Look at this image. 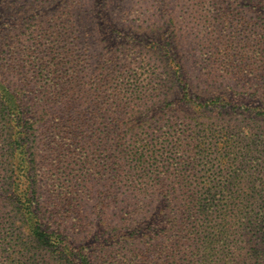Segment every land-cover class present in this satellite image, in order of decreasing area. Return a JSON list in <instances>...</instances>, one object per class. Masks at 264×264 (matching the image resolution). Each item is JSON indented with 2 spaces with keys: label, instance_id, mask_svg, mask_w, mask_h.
<instances>
[{
  "label": "trees",
  "instance_id": "trees-1",
  "mask_svg": "<svg viewBox=\"0 0 264 264\" xmlns=\"http://www.w3.org/2000/svg\"><path fill=\"white\" fill-rule=\"evenodd\" d=\"M154 1L161 13L173 12L174 0ZM172 19L171 16L169 20ZM164 36L159 35V39L166 70L158 73L152 88L146 85L138 89L142 81L134 84L130 75L126 90L110 89L104 94L106 100L97 104L94 118L85 121L83 111L75 119L70 115L68 129L78 135V128L83 132L91 125L96 132L99 127L94 126L100 122L94 119L105 112L111 115L105 124L113 136L111 187L104 199L113 204L126 194L132 205L130 209L124 206L127 211L116 231L122 233L118 242L128 243L130 237L124 232L139 228L144 235L155 232L153 239L160 250L157 264H264V140L254 139L249 130L242 136L239 131L248 128L250 122L245 121L255 117V106L248 104L233 86H223L222 74L213 70L199 71V81L204 86L193 89V74L180 69L179 59L178 68L171 69L170 51L175 38L171 42L168 37L165 43ZM237 40L235 36L232 44H226L222 58L225 62L233 61ZM237 52L236 61L241 58V64L252 53L250 49ZM255 55L264 59V46ZM216 62L213 56L208 63L212 66ZM3 67L0 63V174L7 173L4 191L18 192L9 202L19 219L10 241V235L0 225V264H108L109 259L100 262L103 240L84 249L76 244L75 235L87 230L84 217L78 214V200L66 197L50 208L42 199L38 160L31 157L37 148L38 113L35 106L26 105L23 92ZM149 74V69H143L140 76L144 80ZM256 77L264 80V73ZM64 91L69 97L66 108L71 111L78 91L55 90L63 100ZM80 91L85 104L94 106L89 103L90 90ZM256 92L258 108L264 111V87ZM127 93L142 103L133 102ZM148 98L154 102L151 104ZM152 107L160 116L142 119ZM241 107L247 108V115L239 111ZM179 114L189 118L191 125H181L184 121H180ZM242 114L245 118L240 120ZM99 134L101 130L96 136ZM16 160L19 162L14 163ZM72 217L82 226L75 235L71 232Z\"/></svg>",
  "mask_w": 264,
  "mask_h": 264
},
{
  "label": "rangeland",
  "instance_id": "rangeland-1",
  "mask_svg": "<svg viewBox=\"0 0 264 264\" xmlns=\"http://www.w3.org/2000/svg\"><path fill=\"white\" fill-rule=\"evenodd\" d=\"M173 4V12L166 15L154 0H0V63L15 87L23 92L26 105L35 106L38 113L37 148L31 157L38 160L41 197L50 208L66 197L78 200V214L84 217L87 230L75 235L82 226L72 217L71 232L83 249L94 241H104L99 250L100 262L109 259L108 264L121 260L125 264H157L160 250L153 239L155 232L144 235L139 228L124 232L130 237L128 243L118 242L122 233L116 231L126 217L124 206L130 209L132 205L126 194L113 204L104 199L111 187L109 159L113 136L105 126L111 115L105 112L94 119L100 122L94 126L101 130L98 136L99 130L94 132L91 125L83 132L78 128V135H73L68 129V118L83 114L84 120L89 121L97 104L106 100L105 93L110 89L126 90L130 75L134 84L142 81L138 89L146 85L152 88L158 73L166 70L159 35H165V43L168 37L171 42L175 38L170 51L171 69L178 68L179 59L180 69L193 74V89L204 86L199 81V71L213 70L222 74L223 86H233L243 94L246 102L255 106V117L252 121L247 118L248 128L239 129L240 135L249 130L254 139L264 140V111L258 108L255 98L256 89L264 87V80L256 77L264 73V59L255 55L264 46V0H174ZM171 16L173 19L169 20ZM235 36L238 42L233 43V61L225 62L224 49ZM247 49L252 53L243 59V64L241 58L236 61L237 51ZM213 56L217 62L211 66L208 62ZM143 69L150 71L144 80L140 76ZM60 88L78 91L71 111L66 108L68 92H63L64 100L59 98L60 92H55ZM81 89L90 90L89 103L94 105L91 108L84 97H79ZM129 97L142 103L136 96ZM148 101L152 104L154 99ZM154 108L142 119L160 116ZM246 109L241 107L239 111L247 115ZM243 114L240 120L245 118ZM178 118L184 121L181 125H191L184 114ZM5 175L6 172L0 174V225L10 235V241L19 215L9 201L18 192L4 191ZM259 242L258 247L262 245Z\"/></svg>",
  "mask_w": 264,
  "mask_h": 264
}]
</instances>
